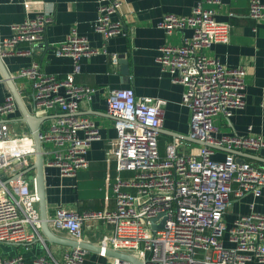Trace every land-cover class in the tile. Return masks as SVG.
<instances>
[{"label":"built area","instance_id":"1","mask_svg":"<svg viewBox=\"0 0 264 264\" xmlns=\"http://www.w3.org/2000/svg\"><path fill=\"white\" fill-rule=\"evenodd\" d=\"M247 1L249 16L264 20L262 0ZM123 2L97 0L94 28L106 40L126 33L123 20L113 18ZM221 3L196 0L190 14L165 13L157 23L166 35L192 30L179 44H161L155 61L173 82L183 85L181 103L190 110L189 136L203 143L190 153H179L177 144L169 143L161 155L158 135L166 100L136 96L130 87L108 89L107 111L116 136L109 142L105 159L113 160L117 169L111 186L115 207L79 212L57 206L48 218L54 232L65 231L69 237L83 240L85 222L96 219L110 225L98 242L102 254L110 248L132 254L142 264H264V213L240 214L230 226L223 220L232 197L260 195L264 169L237 160L231 151L216 159L215 149L256 151L264 149V137L213 134L214 116L229 118L245 105L244 67L227 66L205 52L230 39L232 24L216 19ZM49 21L41 12L11 24L12 34L0 40L1 56L32 55ZM99 52L106 51L73 31L54 47L56 56L72 61L64 76L42 72L36 60L16 75L29 80L35 113L47 116L40 126L44 167L57 169L62 177L72 178L86 169L87 152L101 138L99 125L79 114L81 104L89 102L99 89L75 81L79 60ZM118 59L112 54L111 64L116 65ZM17 111L10 92L0 99V243L39 241L48 254L30 263L19 253L0 254V264H84L86 249L73 247L58 260L42 239L38 197L30 172H26L33 162L34 140L25 122L15 116ZM161 223L162 228L152 226ZM111 264L131 263L112 257Z\"/></svg>","mask_w":264,"mask_h":264},{"label":"crops","instance_id":"2","mask_svg":"<svg viewBox=\"0 0 264 264\" xmlns=\"http://www.w3.org/2000/svg\"><path fill=\"white\" fill-rule=\"evenodd\" d=\"M195 3L196 0H124L119 14L113 18L119 16L123 20L126 33L106 40L94 28L98 12L97 0H0V40L12 34L10 26L13 23L41 12L50 17L42 42L34 47L32 55L12 54L3 57L8 72L13 76L30 109L34 108L30 82L26 78L16 77L21 68L36 60L42 72L64 76L71 70L72 61L68 57L56 56L54 47L73 31L85 36L92 46L100 50L104 48L106 51L82 57L79 60L80 71L75 73L77 84L99 89L89 102L81 104L79 114L89 117L99 125L101 138L93 141L87 152L89 166L79 170L74 177H62L57 169L45 168L49 216L53 215L57 206L79 212L111 210L115 207L111 186L117 169L113 160L108 162L105 159L109 142L116 136L113 118L108 113L106 104L107 91L110 88L130 87L136 96L160 97L166 100L158 135L161 155H164L169 143H176L179 153L196 151L201 145L189 139L190 110L181 103L183 85L173 82L155 61L161 44H179L182 37L192 33L191 28H185L166 35L157 26L158 21L165 13L188 15ZM230 12L233 14L229 15ZM216 19L232 24L230 39L227 43L213 44L205 52L227 66L244 67L245 105L235 109L229 118L222 114L214 116L213 134L254 133L264 137V20L254 21L249 16L247 0H222L217 6ZM112 54H117L119 58L116 65L111 64ZM9 92L0 74V99ZM15 116L21 117L19 108ZM24 125L29 129L26 123ZM11 126L20 128L15 123ZM180 140L181 143L178 142ZM226 152L223 147L216 148L214 158L222 159ZM234 155L240 161L245 160L264 169V149L236 150ZM250 211L264 213V187L258 196L246 194L240 198L232 197V203L224 212L223 220L230 226L238 215ZM84 230V239L98 244L101 235L110 230V225L101 220L90 219L85 222ZM57 234L68 236L65 231H58ZM51 245L57 249L58 256H53L58 260H62L63 253L71 249L58 244ZM1 251L6 255L19 253L29 263L38 256L48 254L39 241L29 244H4ZM111 262V255L86 249L84 264Z\"/></svg>","mask_w":264,"mask_h":264},{"label":"water","instance_id":"3","mask_svg":"<svg viewBox=\"0 0 264 264\" xmlns=\"http://www.w3.org/2000/svg\"><path fill=\"white\" fill-rule=\"evenodd\" d=\"M125 62V61H124ZM0 74L2 80L7 84L10 93L13 95L16 104L20 110V120L25 122L29 128L30 134L34 140V158L33 162L30 165L29 169L26 172L29 173V178L34 182V188L36 195L38 197V209L41 219V235L42 239L46 244H58L67 247H80L96 252H101L102 248L98 244L91 243L85 239L77 240L71 238L69 236H62L54 232L49 223H48V207L46 201V185H45V167H44V155L42 150V140L40 138V126L41 123L47 119L46 115H37L35 113L34 108L30 109L21 95V92L18 90L14 78L8 72L6 65L4 63L3 57L0 54ZM190 140H194L202 144L203 142L189 136ZM227 151H231L232 153L236 152V150L226 149ZM239 160V159H237ZM240 161V160H239ZM243 161V160H242ZM164 223V222H163ZM163 223L160 225H152L153 228H162ZM105 253L111 255L112 257H117L123 260L129 261L131 264H142V261L133 256L132 254L121 252L118 250H113L107 248Z\"/></svg>","mask_w":264,"mask_h":264},{"label":"rangeland","instance_id":"4","mask_svg":"<svg viewBox=\"0 0 264 264\" xmlns=\"http://www.w3.org/2000/svg\"><path fill=\"white\" fill-rule=\"evenodd\" d=\"M3 245H4V244H1V243H0V254H3V252L1 251ZM54 247H55V246H52L51 244H48V248H49V250L52 252V254H53L54 256H56V255L58 256L57 249H54ZM8 248L12 249L11 246H8ZM64 249H65V248H64ZM64 249H62V250H64Z\"/></svg>","mask_w":264,"mask_h":264}]
</instances>
